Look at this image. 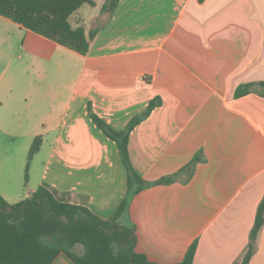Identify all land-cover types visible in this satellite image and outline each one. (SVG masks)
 <instances>
[{
  "label": "crops",
  "instance_id": "obj_1",
  "mask_svg": "<svg viewBox=\"0 0 264 264\" xmlns=\"http://www.w3.org/2000/svg\"><path fill=\"white\" fill-rule=\"evenodd\" d=\"M89 18L90 29L84 17L71 21L87 35L98 28L82 55L0 15V60L17 37L34 70L22 95L4 93L21 111L0 99L12 107L0 113L1 135L27 122L23 135L42 137L26 182L2 171L0 193L14 203L46 183L109 218L127 170L89 105L120 131L156 99L130 135L137 172L155 181L202 159L190 178L137 194L122 223L135 225L136 250L156 264L181 262L194 241L193 264H236L264 198V88L236 95L264 81V0H120ZM51 264L75 263L61 253ZM249 264H264V225Z\"/></svg>",
  "mask_w": 264,
  "mask_h": 264
},
{
  "label": "trees",
  "instance_id": "obj_2",
  "mask_svg": "<svg viewBox=\"0 0 264 264\" xmlns=\"http://www.w3.org/2000/svg\"><path fill=\"white\" fill-rule=\"evenodd\" d=\"M119 1L105 0L101 12L113 13ZM85 4L95 5V0H0V15L87 55L98 28L87 35L83 25L74 27L70 21L71 16ZM255 84L264 88V81L244 84L237 89V97L252 92ZM157 103L158 100H152L143 113L135 116L120 131L115 130L89 105V114L96 126L117 143L127 170L126 196L109 218L98 216L84 204L60 198L58 191L46 183H42L29 197L14 203L0 193V264H51L61 253L75 264H156L136 250V227L122 223V217L141 191L173 183L184 175L190 178L202 159L197 154L174 174L155 181H148L137 172L129 150L130 135ZM41 146L42 137L37 136L29 152L30 160ZM263 225L264 198L258 206L247 248L236 264L250 263L257 250ZM78 245L83 246L81 252L76 250ZM196 248L197 241H194L184 259L177 264H193Z\"/></svg>",
  "mask_w": 264,
  "mask_h": 264
},
{
  "label": "rangeland",
  "instance_id": "obj_3",
  "mask_svg": "<svg viewBox=\"0 0 264 264\" xmlns=\"http://www.w3.org/2000/svg\"><path fill=\"white\" fill-rule=\"evenodd\" d=\"M105 3V0H95V5L85 4L78 11H76L71 21L73 25H77V18L84 17L86 19V23L88 28H91V19L89 18L91 15L95 16L101 12V9ZM14 43L12 48H7L5 44L2 51L4 56L0 60V99H4L6 103L11 102V106H16L19 111H21V107L25 104L17 99H11L5 96L4 93L7 91H13L15 94L22 95L20 91L25 89L24 79L25 75L28 73H33L34 70L31 66H26V59H20L19 55L22 53L21 40H18L17 37L14 38ZM5 50V51H4ZM5 105L4 107L0 106L1 111L6 112L10 110V107ZM25 111V107H23ZM31 128L28 123L25 122L21 128L15 127L10 131L9 135L3 136L0 132V182H2L3 177L1 172L7 173L11 176L13 182L17 178L26 182L28 175L30 174V165L32 159L29 158V152L33 141L35 138L29 139L26 138V134ZM35 156V155H34ZM78 252L83 250L82 245H78L76 247Z\"/></svg>",
  "mask_w": 264,
  "mask_h": 264
}]
</instances>
